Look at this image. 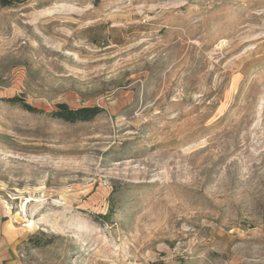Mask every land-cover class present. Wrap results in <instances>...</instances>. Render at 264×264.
I'll return each instance as SVG.
<instances>
[{"label": "rangeland", "instance_id": "rangeland-1", "mask_svg": "<svg viewBox=\"0 0 264 264\" xmlns=\"http://www.w3.org/2000/svg\"><path fill=\"white\" fill-rule=\"evenodd\" d=\"M14 1L0 264H264V0Z\"/></svg>", "mask_w": 264, "mask_h": 264}, {"label": "trees", "instance_id": "trees-1", "mask_svg": "<svg viewBox=\"0 0 264 264\" xmlns=\"http://www.w3.org/2000/svg\"><path fill=\"white\" fill-rule=\"evenodd\" d=\"M14 0H1V3L4 6H10L14 3ZM13 104H19L24 110L35 113V114H44L45 112L32 106L31 104L27 103L23 98L14 97L7 100ZM102 109L98 107H83L80 109H73L69 107L67 104H58L56 109L51 112L47 113L48 116L59 119L66 123H77V122H88L96 118L102 113Z\"/></svg>", "mask_w": 264, "mask_h": 264}]
</instances>
